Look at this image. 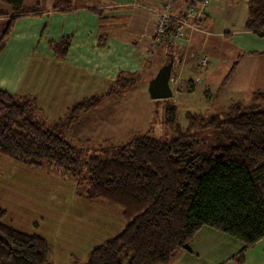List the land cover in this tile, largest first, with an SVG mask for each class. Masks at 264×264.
<instances>
[{"label": "trees", "instance_id": "trees-1", "mask_svg": "<svg viewBox=\"0 0 264 264\" xmlns=\"http://www.w3.org/2000/svg\"><path fill=\"white\" fill-rule=\"evenodd\" d=\"M25 1L0 0L12 9L3 25L0 52L20 17L43 14L42 10H25ZM179 1L176 16L196 0ZM72 8L71 0H55L53 10ZM173 24L174 20L158 47L173 48ZM245 30L264 37V0L249 2ZM72 41L62 38L49 43L57 60L66 58ZM170 58L167 56L159 69ZM236 67L237 62L221 88ZM140 78L139 74L121 73L104 94L83 98L64 117L51 122L36 96L11 94L0 87V155L36 169L44 165L62 169L75 180L85 172L86 178L77 184L86 182L82 197L122 210L124 228L90 251L82 264H170L203 227L237 239L244 254L264 239V107L260 103L264 92L255 93L249 104L233 101L213 117L187 112L185 130L178 123L179 105L172 99L156 100L164 109V126L176 135L160 139L146 131L106 157L86 158L63 137V128L96 110L105 98L135 88ZM210 130L219 134L216 143L201 144L199 137ZM5 217L6 211L0 208V264H53L48 260L46 239L6 226ZM237 261L242 263L243 258Z\"/></svg>", "mask_w": 264, "mask_h": 264}, {"label": "crops", "instance_id": "crops-1", "mask_svg": "<svg viewBox=\"0 0 264 264\" xmlns=\"http://www.w3.org/2000/svg\"><path fill=\"white\" fill-rule=\"evenodd\" d=\"M164 1L71 0L73 8L59 12L53 10L55 0H47L46 6L43 0H26L25 10H42L43 14L20 17L15 22L0 52V87L11 94L36 96L44 113L64 114L74 103L60 101L73 100L77 92L82 100L88 97V88H105L121 73L140 74L156 68L158 72L170 56L175 60L172 74H180L183 84L181 92L173 96L178 105L192 104L195 98L203 105L205 96L212 95V100L228 108L233 101L246 104L255 93L264 92V37L245 30L251 0H213L199 30L184 40H173L170 50L154 43L155 11ZM179 4L177 0L175 7L180 8ZM1 14L5 16L0 17V37L11 7ZM101 22H122L126 29L105 31ZM62 38L73 41L66 58L57 60L49 43ZM201 51L209 59L203 72L196 70L195 55ZM235 62L233 75L221 88ZM200 85L204 87L199 90ZM242 248L237 239L203 227L188 249L179 251L170 264H264V239L241 255ZM239 257L242 263L237 261Z\"/></svg>", "mask_w": 264, "mask_h": 264}, {"label": "rangeland", "instance_id": "rangeland-1", "mask_svg": "<svg viewBox=\"0 0 264 264\" xmlns=\"http://www.w3.org/2000/svg\"><path fill=\"white\" fill-rule=\"evenodd\" d=\"M42 4L46 6L47 0H43ZM7 6L0 2V13L10 8ZM2 22L0 20V26ZM102 26L105 31L126 29L122 22H103ZM156 74L157 68L152 72H141L140 81L135 88L128 89L119 96L105 98L96 110L82 114L70 128H63V137L86 158L113 155L119 146L146 131H150V135L155 138L174 137L175 130L168 129L163 124V107L151 100L149 95V85ZM111 84H107L105 88H88V97L104 94ZM203 87L204 85H200L198 88L200 90ZM185 92L186 90L183 94ZM176 98L175 96V100ZM203 98L204 95L201 100ZM211 98L212 95L205 96L207 100L203 105L198 102V98L192 104L179 105L178 123L181 129L185 130L189 125L187 112L202 113L205 118H209L224 111L225 107H221L223 102ZM72 99L60 102H79L81 99L78 92L76 98ZM40 102L46 105L44 101ZM260 103L264 107V102ZM44 114L51 122L67 113ZM203 133L199 137L201 144L209 146L216 143L219 135L216 131ZM84 178L85 172L75 180L65 170L49 165L36 169L0 155V208L6 211L3 223L22 233L46 239L50 245L48 260L53 264L84 263L90 251L117 235L125 224L119 207L102 200L90 202L82 197L87 191L86 182L83 181L81 186L77 184L78 180ZM104 209L113 210L114 214L100 211ZM120 222L123 226H120Z\"/></svg>", "mask_w": 264, "mask_h": 264}, {"label": "built area", "instance_id": "built-area-1", "mask_svg": "<svg viewBox=\"0 0 264 264\" xmlns=\"http://www.w3.org/2000/svg\"><path fill=\"white\" fill-rule=\"evenodd\" d=\"M177 0H165L162 8L155 11L156 24H155V39L154 43L159 44L166 36L171 22H176V27L170 32L172 40H184L194 31H198L200 24L210 11V5L213 0H196L188 4L184 11L176 16L174 9ZM197 60V71L203 72L209 65L208 57L201 51L195 55ZM196 81H199L198 79ZM173 85H172V84ZM170 85L174 94H179L183 87L181 83L180 74L174 76L172 74Z\"/></svg>", "mask_w": 264, "mask_h": 264}, {"label": "water", "instance_id": "water-1", "mask_svg": "<svg viewBox=\"0 0 264 264\" xmlns=\"http://www.w3.org/2000/svg\"><path fill=\"white\" fill-rule=\"evenodd\" d=\"M170 62L162 66L149 85V95L151 100H167L173 98V90L170 80L174 68V58H170Z\"/></svg>", "mask_w": 264, "mask_h": 264}]
</instances>
